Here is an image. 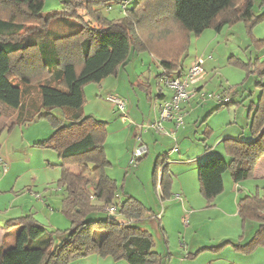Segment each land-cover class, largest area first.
Segmentation results:
<instances>
[{"label": "trees", "instance_id": "trees-1", "mask_svg": "<svg viewBox=\"0 0 264 264\" xmlns=\"http://www.w3.org/2000/svg\"><path fill=\"white\" fill-rule=\"evenodd\" d=\"M35 1L0 0V103L20 117L29 114L28 122L54 120L56 130L43 145L53 148L62 160L58 184L66 191L62 213L71 228L62 235L61 244L54 246L52 234L31 216L7 221L6 228L18 227L19 231L14 246L0 252V264H67L92 254L127 264H162L151 234L138 226L150 211L133 197L115 200L116 182L105 173L109 166L103 150L106 123L83 113L84 88L117 76L132 54L148 53L165 67L157 84L163 77L179 75L189 36L198 37L211 28L218 30L223 24L255 22L253 0L242 4H236L237 0H137L121 19L113 21L96 9L111 0H61V10L47 15L42 9L33 11ZM54 20L62 23L50 28L48 24ZM67 20L78 21L80 28L74 29ZM29 23L37 25L31 30L26 27ZM31 32L35 34L29 36ZM259 69L264 74V66L258 64ZM41 73L50 80L38 86V105L25 107L23 98L30 82ZM257 88L258 102L248 113L251 140L225 139L221 144L228 159L211 156L197 165L199 192L207 207H212L223 192L226 172L234 184L250 180L256 163L264 156V84L258 83ZM230 104L221 103L213 112ZM55 110H60L62 121L51 117ZM203 136L204 145L209 132ZM74 165L80 167L78 175L68 170ZM167 166L163 165L160 172L161 200L171 196L172 175ZM86 174L96 182L86 180ZM110 206L116 208L122 221H117L116 215H108L104 222L86 221L92 214L106 213ZM237 215L242 229L239 241L222 242L213 249L231 245L239 254H250L264 247V188L262 196L256 193L240 198ZM248 224H258V228L245 241Z\"/></svg>", "mask_w": 264, "mask_h": 264}, {"label": "rangeland", "instance_id": "rangeland-1", "mask_svg": "<svg viewBox=\"0 0 264 264\" xmlns=\"http://www.w3.org/2000/svg\"><path fill=\"white\" fill-rule=\"evenodd\" d=\"M136 1H133L132 6L135 5ZM244 1L237 0L236 4H242ZM118 2L120 3V0H111L109 5L97 7L96 9L108 21L118 20L125 15L118 6ZM61 8V0H36L33 3V11L38 12L42 9L43 15L59 12ZM109 8L111 9L108 10ZM252 14L253 21L256 20L255 22L247 24L238 22L233 25L223 24L219 31L211 28L205 30L198 37L189 36V43L186 47L187 52L181 58V66L184 67V72L188 71L197 59L203 60V63H205L203 64V78L206 81L204 92L212 95L227 93L229 95L228 99L231 101L228 107L222 109L224 113L215 118L214 124L217 128L222 129L227 121L231 120L236 123L234 130H238L239 134L243 130L246 133L249 132L248 113L252 108L251 104H253L254 111L260 96L257 84H264L262 69L257 70L258 64L264 66V0H253ZM85 19L88 20L87 17ZM59 22L61 21L54 20L48 26L57 28ZM67 22L73 24L74 29L80 28L78 21L67 20ZM35 25L37 24L29 23L26 24V27L32 30ZM34 34L35 32H31L29 36ZM142 54L143 56H139ZM140 59L152 61L148 53L132 54L129 58V64L125 68L126 70L120 71L118 94H113L112 97H118L128 102L127 99H123V95H131L135 92L142 105H144L143 107L149 109L150 106L145 100L144 94L136 89L133 91L130 86V83H134L137 79L135 75L139 76L140 69L133 65L136 60ZM231 62H237L241 66L234 65ZM153 72H156V68L153 69ZM154 75L156 74L154 73ZM109 78L111 80L102 82V84H90L84 88L86 102L83 110L86 116H89L96 108L93 102L91 104V100L95 97L96 89L100 85H103L102 88H106L107 83L114 81V78ZM49 80L50 76L44 73H41L40 77L35 76L32 78L28 87V94L23 98L25 107L27 105L28 107H36L38 105V86ZM153 85L150 80V87L154 90ZM162 89L169 93V90L164 86ZM108 97L110 96L106 97L105 93H102V102L106 103ZM201 101L202 103L210 102L208 111L219 104L214 99L207 97L202 98ZM114 111L116 117L126 115L127 120L134 124L126 111L124 113ZM30 114L32 115V113ZM28 115L25 113L20 117L16 111L0 103L1 253L14 246L15 238L19 231L18 227L6 228V222L9 220L31 216L45 228L47 234H52L54 246L61 244L62 235L71 228L70 221L62 213V204L66 197V191L58 184L61 177L60 165L62 160L53 148L43 145L56 130V125L53 123L54 120L48 118H39L28 122L26 121ZM51 117L57 121L63 120L60 110L51 112ZM144 124L145 126L149 125L148 122ZM193 130L195 129L193 128ZM149 131L152 130L149 129ZM170 131H174L172 126ZM171 141L169 140V144L162 146L161 153L163 152L164 155H168L170 150L176 145L174 140ZM115 146L109 140L107 150L111 152L109 154H111L110 158L113 161L115 160ZM119 149L123 151L124 146L122 145ZM195 150V146H193L187 152L191 155ZM190 155L188 156L189 158H191ZM213 156H221V154L214 152ZM177 157L176 153L169 155L170 160H176ZM161 158L155 155L152 152V148L149 147V151L141 160H137L134 163L130 161V164L125 166L122 163L114 164L113 171L108 172V174L116 180V202L120 201L121 198H125L124 194L126 193L131 194L135 198L138 196L144 201L148 209H152L153 212L156 209V213L162 217L165 209H167L168 202L173 197L170 196L164 200L160 199L161 191L159 192L158 188L160 172L163 167ZM183 158L185 159V157ZM2 166L6 168L5 173ZM167 167L169 169V166ZM88 177L91 178L92 176L88 175ZM225 177L231 181L229 172L225 173ZM172 184L173 178L171 186ZM37 197H41L42 200ZM196 197L205 203L207 212L202 219L194 220V218H190L188 212L173 214L170 222L167 223V232L163 236L158 230L161 222L155 217L157 214L153 217L151 215L148 216L144 221L145 223L139 226L151 234L155 252L161 255L162 264H264V247H258L250 254H240L241 258L231 252V250L234 251L231 245L213 249L220 243L226 242L227 239L222 237L225 234H228L231 236L230 238L238 242L242 234L241 221L240 219L239 222L237 219L212 212V207L206 206V202L200 192L199 196ZM196 197L192 193L193 207H189L188 211H191L192 208L196 210L199 207L200 203ZM184 216L188 220H182ZM107 218L108 215L106 213L99 212L90 215L86 221L104 222ZM116 218L117 221H122L118 214ZM185 220L186 223L184 225ZM251 225L253 224L246 226L245 235L251 233ZM188 227L190 229L185 231ZM254 228L257 230L258 224H254ZM222 239L223 241L220 242ZM183 244H185L184 246L189 253L182 250ZM200 249L203 250L193 255ZM67 264H127V262L124 260L115 261L111 257L92 254L83 259L70 261Z\"/></svg>", "mask_w": 264, "mask_h": 264}, {"label": "crops", "instance_id": "crops-1", "mask_svg": "<svg viewBox=\"0 0 264 264\" xmlns=\"http://www.w3.org/2000/svg\"><path fill=\"white\" fill-rule=\"evenodd\" d=\"M132 7L133 6H131L129 10L132 9ZM110 9L111 8H109L108 10ZM220 27L217 31L220 30ZM139 56H143V54ZM126 66L121 70L125 71ZM133 66L134 67L136 66V68L140 69V72H139V76L135 75L137 79L134 83H130V86L132 87L133 91H135L136 89L140 93L144 94L145 100L148 102L150 108L146 109L143 107L144 105H142L138 95L135 92H133L131 95L129 94H125V96L123 95V99L128 100V102L126 101L125 111L127 112V114L129 113L134 123L132 124V122L128 120L123 121L122 116L116 117V113L114 111L116 109L114 105H112V103L109 102L107 99H106V103L102 102L101 100L102 93H105L106 97L112 96L113 94L114 95L118 94V89H119L118 78L120 75L119 72L117 76L112 77L114 78L113 79L114 81L111 82L108 81L109 83H107L106 88H102L103 85H100L99 88L96 89L95 97L94 99L91 100V104L93 102L96 108H94L95 109L94 112L90 113L89 115L93 116L97 120L106 123L107 136L103 150L105 153L106 160L109 163V166L106 168L105 173L110 179L116 182V180L112 176H110V174H108V172L113 171L114 164L116 165V163L117 164L122 163L123 166H125L126 164H130L132 152L139 145L138 142L139 137L141 143L147 147V151H149V147H151L152 152L155 155H157L160 158L162 157L161 165L163 163V165L167 164L169 166V171L173 178V184L171 186V197L173 198L168 202L167 209H165V212L163 213L162 217L160 214L156 213L157 211L156 209L154 212L152 211V209L150 208L148 209L146 207V204H144V201L141 200L138 196H136L137 198H135L131 196V194L128 193L124 194L125 195L124 197H128V196L133 197L136 200H138L140 203H142L150 211L149 216L151 215V217H153L157 214L155 216L157 217L158 215H160L161 225L158 226V230L162 235L167 232V227H168L167 223L170 222V219L173 214H181L182 212H188L190 218H194V220H200L202 219V217H204V214H206L207 211L205 210V203L202 202V200L200 201V199L196 197L199 196V183H198L197 169H196L197 165L203 162L204 160H206L207 158L213 156L214 152L219 153V155L221 154L223 158L228 159L223 152V148L221 144L223 140L234 139V140H241L244 142H248L251 140V136L249 135V132L246 133L244 130L241 132V134H239L238 130H234L236 123H233L231 120H228L226 125L222 129L217 128L216 125L214 124V120L215 118L223 114L224 111L221 109L216 112H213V110L216 109L217 106H215L210 111H208V109H210L208 108L210 102L202 103L201 99L199 98L194 99L189 104L183 105V112L185 114L184 125L182 129L178 131V133H175L174 139L171 137L169 138V136L165 135V133H156L153 130L152 131L148 130L146 132L141 133L139 127L145 126L144 124L145 122H148V124L150 125L157 120L158 104L165 99L167 100L170 97L171 93L170 92L166 93L164 89H162L163 88L162 83L157 84L159 77L163 74V71L165 69V67L162 66V64L159 61L154 59H152V61L149 59L147 61H144L143 59H140V60H136ZM154 68H156V72H153ZM154 73L156 75H154ZM184 73H185L184 67L181 66V74ZM107 80H111V79L107 78L102 82H105ZM150 80L152 84H154L153 85L154 90L152 89V87H150ZM205 87H206V81L203 80L200 83L201 91H204ZM146 92L150 93L149 96L150 98L147 97ZM216 95H221L224 99H227L231 103L230 99H228L229 95L227 93H220V94L218 93ZM160 96H162V98L159 100ZM248 120H249L248 124L250 125L249 115H248ZM197 125L198 127H196ZM193 128L195 130H193ZM170 130H171V125L168 123L164 124V131L169 132ZM206 131L209 132L210 136L207 139L206 143L203 145L201 141L204 138L203 133ZM109 140L112 142V144L116 145L114 148V158H115L114 161L113 159L110 158L111 154L109 153L111 152H108L107 150V144L109 143ZM169 140L170 141L174 140L176 145L170 150L168 155H164L163 152L161 153L162 146L169 144L170 143ZM122 145L124 146L123 151L119 149V147H121ZM193 146H195L196 150L190 155L187 151ZM205 146L208 148L207 150H205ZM171 153H176L178 155L176 160H170L169 155ZM189 155L191 158L188 157ZM183 157H185V159ZM68 170L74 175H78L80 173V167L76 165L70 166ZM188 172L190 173L188 174ZM84 177L86 180L90 181L91 183L96 182V179H94L93 177L91 178L88 177L87 174ZM263 188H264V156H262L256 163L254 167L252 179L249 181H243L241 183L234 184L232 181H229L227 177H225V174L223 175V192L215 198L211 211L218 213L219 215H223L225 217L237 219L239 221V217L237 215L238 200L242 197L251 196L256 193L262 196ZM158 189L160 192V188ZM192 193L199 200L200 205L198 208H196V210H193L192 208L191 211H188L189 207L191 206L193 207ZM37 198L39 200H42L41 197H37ZM123 199L124 198H121L120 201H122ZM184 219H187V217L184 216L182 220ZM145 220H143L138 226L143 225L145 223L144 222ZM251 226H252L251 227L252 229L251 233H252L254 230V224ZM189 229L190 227L185 229V231ZM251 233L248 235H245L244 233L245 241L249 240V238L251 237ZM227 235L228 234H225V236L222 237H225L227 239L226 241H229L231 243H236L233 238H230L231 236L229 235L227 236ZM223 239L220 240V242H222ZM184 245L185 244H183L182 250L184 252H187V248ZM231 252H233L235 256L238 257L241 256L239 253H235L232 250Z\"/></svg>", "mask_w": 264, "mask_h": 264}, {"label": "built area", "instance_id": "built-area-1", "mask_svg": "<svg viewBox=\"0 0 264 264\" xmlns=\"http://www.w3.org/2000/svg\"><path fill=\"white\" fill-rule=\"evenodd\" d=\"M134 0H120L118 6L121 11L125 13L131 6ZM203 60L197 59L194 61L192 66L184 74H176L171 78H162L160 83L169 90L171 93L170 97L166 100L161 101L158 106V118L157 120L147 126H140V132H146L149 129L155 131L156 133H165V135L174 139L176 131H178L184 124V112L183 105L189 104L194 99H202L204 97L214 99L218 103L226 104L227 99H224L220 95L207 94L201 91L200 83L204 80L203 74ZM107 100L111 102L116 111L125 112L126 102L120 98L108 97ZM122 120L126 121V115L122 116ZM170 124L174 131L165 132L164 124ZM139 145L133 150L131 155V162L134 163L137 160L142 159L147 153V147L141 143L140 137L138 138ZM1 164V162H0ZM3 167V172H6V168ZM105 212L109 216L116 215V208L110 206L105 209ZM157 220H160V215H158ZM186 223V220L184 221Z\"/></svg>", "mask_w": 264, "mask_h": 264}, {"label": "water", "instance_id": "water-1", "mask_svg": "<svg viewBox=\"0 0 264 264\" xmlns=\"http://www.w3.org/2000/svg\"><path fill=\"white\" fill-rule=\"evenodd\" d=\"M112 218L110 217V220H111Z\"/></svg>", "mask_w": 264, "mask_h": 264}]
</instances>
